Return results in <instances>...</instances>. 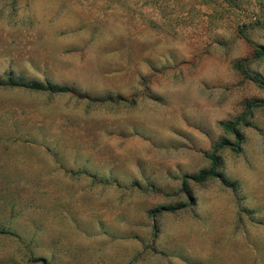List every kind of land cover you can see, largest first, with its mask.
<instances>
[{"label":"rangeland","instance_id":"obj_1","mask_svg":"<svg viewBox=\"0 0 264 264\" xmlns=\"http://www.w3.org/2000/svg\"><path fill=\"white\" fill-rule=\"evenodd\" d=\"M253 77L264 0H0V264H264Z\"/></svg>","mask_w":264,"mask_h":264},{"label":"trees","instance_id":"obj_2","mask_svg":"<svg viewBox=\"0 0 264 264\" xmlns=\"http://www.w3.org/2000/svg\"><path fill=\"white\" fill-rule=\"evenodd\" d=\"M256 83H258L259 85L264 87V80H262L259 77H253L252 78ZM10 86H17V87H22V88H28V89H33V90H47V87H44L42 85L36 84V83H26L23 81H19V82H11ZM62 92H67L68 89H62ZM258 106L256 103H253L251 105H249V108ZM240 123H237L236 125L233 123H226L223 125V127L225 128L226 131H230L233 133H238L237 130V126ZM230 143L227 141H222L220 143H218L215 147H214V151L213 153L210 155V160H211V167L208 170H203L201 171L199 174L191 177L192 180L196 183V184H204L206 182H208L211 179H215V178H220V174L218 172V170L220 169V157L218 155L219 151H221L223 148L225 147H229ZM186 182L187 180H184L183 183V188H186Z\"/></svg>","mask_w":264,"mask_h":264}]
</instances>
